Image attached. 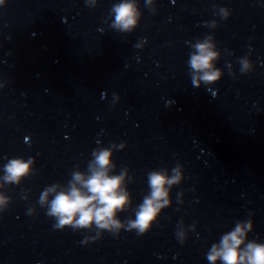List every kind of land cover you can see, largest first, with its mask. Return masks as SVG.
<instances>
[{
  "label": "clouds",
  "instance_id": "clouds-1",
  "mask_svg": "<svg viewBox=\"0 0 264 264\" xmlns=\"http://www.w3.org/2000/svg\"><path fill=\"white\" fill-rule=\"evenodd\" d=\"M6 0H0V6ZM88 7H96L97 0H85ZM145 6L155 12L153 0H145ZM216 14L222 20H227L231 11L225 7L213 6ZM111 27L121 33H131L139 25L142 13L138 0H119L110 9ZM206 27L216 28L217 22L205 23ZM135 47H141L140 44ZM193 51L189 54L188 65L192 85L199 88L201 83L205 87L215 84L221 79V70L215 67V62L220 59L221 53L213 35H206L202 40L197 39L191 44ZM242 74L250 72L253 68L248 56L238 59ZM230 74L234 75L230 71ZM124 143L112 144L110 147L94 149L86 171L79 169L72 171L71 179L67 185L54 183L47 186L40 194L38 203L46 208V215L54 218V229L71 227L75 230H95L96 235L86 237L83 241L99 239L104 231L119 235L120 231H136L144 235L151 230L158 221L162 211L171 206V191L184 179L183 165L177 163L171 169V174L166 168L152 170L148 173L147 183L149 192L143 197L142 203L134 210L135 219L125 221L119 219L121 212L127 211L132 204L131 194L127 189V182L133 177L129 169L124 167L119 174H113L116 168L113 162L114 150L125 148ZM35 158H12L3 166V176H0V189L6 185H19L25 178L35 174ZM59 189V190H58ZM182 193H178V203ZM52 196L51 199L49 197ZM27 195L24 199H27ZM11 203V197L0 191V213L6 211ZM35 208H29L28 214L33 215ZM251 215V214H250ZM183 220L177 226L176 237L183 244L187 233L182 227ZM188 228L195 231L196 225ZM253 231V221H237L234 228L224 233L218 243L212 244L207 252L209 264H264V243L248 240V234Z\"/></svg>",
  "mask_w": 264,
  "mask_h": 264
}]
</instances>
